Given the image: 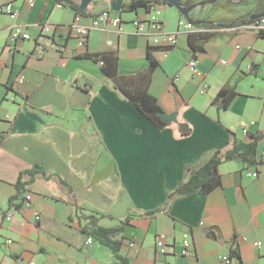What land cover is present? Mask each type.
Returning <instances> with one entry per match:
<instances>
[{
	"label": "crops",
	"instance_id": "crops-1",
	"mask_svg": "<svg viewBox=\"0 0 264 264\" xmlns=\"http://www.w3.org/2000/svg\"><path fill=\"white\" fill-rule=\"evenodd\" d=\"M72 1L79 6L81 0ZM115 1L92 0L85 14H76L55 0H11L16 17L0 15V113L11 118L0 119V264H225L221 257L234 240L242 264H264V38L236 27L263 14L264 0H182L185 13L152 4L122 12L120 29L93 30L85 50L78 49L70 26L88 25ZM129 1L122 0L121 9ZM155 9L175 46L154 47L136 33L132 21L152 18ZM181 16L192 30H178ZM17 24L31 39L9 48L8 33ZM45 24L55 28L53 35L40 33ZM149 47L158 66L146 82ZM85 52L114 60L103 66L80 58ZM193 58L208 83L205 93L187 67ZM103 69L116 71L131 92L146 88L175 122L155 128ZM224 86L235 93L226 107L214 100ZM253 135L260 136L253 160L221 163L220 184L206 195L169 200L186 169L228 150L233 140L252 142ZM36 166L43 173L20 179ZM256 169L255 177L247 176ZM25 194H31L30 208L6 222L4 213L21 209ZM129 216L114 238L117 250L90 234ZM161 233L163 255L155 249ZM184 233L192 241L187 256L180 254Z\"/></svg>",
	"mask_w": 264,
	"mask_h": 264
},
{
	"label": "trees",
	"instance_id": "trees-1",
	"mask_svg": "<svg viewBox=\"0 0 264 264\" xmlns=\"http://www.w3.org/2000/svg\"><path fill=\"white\" fill-rule=\"evenodd\" d=\"M11 1V0H9ZM59 2L60 0H55ZM66 5H70L75 11L76 14H85L78 12V5H76L72 0H65ZM60 3V2H59ZM163 3L159 2L158 0H130L127 4L123 5L122 9L117 12L121 14L122 12H134L139 8H143L148 10L152 4ZM191 3V2H190ZM58 4V3H57ZM165 4V3H164ZM264 14V13H263ZM252 15H260V14H252ZM248 21V18H247ZM242 21V22H247ZM258 37L264 38V30L258 31ZM154 48H148L146 57L148 60V70L146 74V82L150 79L151 74L157 68L158 63L152 56V51ZM80 58L91 59L95 61H100L103 66L107 62L108 59L114 60V57L109 53H88L85 52L79 55ZM105 74L111 77L114 80V88L119 90L124 98L131 103L135 108L157 129H163L169 125L163 121L159 116V112H163L159 107L157 100L149 94L146 88L139 90V91H129L128 89L121 86L117 81V73L116 71L108 72L106 69H103ZM234 91L230 89L228 86H224L219 90L215 97V101L218 99H222L223 107L228 105L229 100L234 96ZM187 132H181L182 136H185ZM253 141L250 143H244L242 141L233 140L231 143V147L226 151H218L212 155L207 161L199 165L197 168H189L185 171V181L180 183L174 191L169 194V200L180 197L186 196L190 194H200L206 195L210 193L214 188H216L220 184V175L218 173V166L230 160L231 158H239L243 162L248 160H253L255 155V146L257 141L260 139V136H252ZM37 172H42L41 167L36 166L30 170H27L20 175V179L25 177L26 175L32 177ZM156 211L149 212L147 215H151ZM90 219V223L92 225L95 224L96 218L92 215L88 217ZM131 217H126L125 219L119 221L117 225H114L109 228H103L96 226V228L90 233L94 236L97 241L102 244L103 246L117 250V242L114 239L118 235L123 232L124 226L130 223ZM229 257L231 259H235L237 264H242L240 260V254L238 247L235 245V240L233 241V245L229 250Z\"/></svg>",
	"mask_w": 264,
	"mask_h": 264
},
{
	"label": "built area",
	"instance_id": "built-area-1",
	"mask_svg": "<svg viewBox=\"0 0 264 264\" xmlns=\"http://www.w3.org/2000/svg\"><path fill=\"white\" fill-rule=\"evenodd\" d=\"M29 6H33L32 2H29ZM66 6L65 2L58 3L57 7L62 8ZM154 16L147 20H133L132 24L135 27L136 33L140 35H145L149 41V43L154 47H173L176 44V37L174 34L167 33L164 30V24L162 20L158 18L159 10H153ZM6 14L9 15L11 18L16 17V13L12 8L11 1L7 0L5 3L0 4V15ZM256 15L248 16L247 22H241L238 26L239 29H251L254 31L264 30V15L260 17H255ZM123 21L120 15L112 9L110 3H108L99 13L91 18V21L88 25H77L74 24L70 26V30L74 34L76 39V46L78 49L85 50L86 48V41L93 30H102L108 31L111 29H120ZM177 28L178 30H192L194 27L193 25L187 21L184 16H181L177 21ZM55 28L51 25L45 24L40 26V33L42 35H53ZM31 36L27 32L26 28L20 24L14 25L11 27L8 33L7 44L9 48H12L13 45L19 40H30ZM263 60L261 62L260 70L264 71V51L262 53ZM224 63V61H222ZM198 61L193 58L187 62V67L191 71L192 75L197 79L201 80V85L199 87L200 93H205L208 83L205 81V75L197 68ZM102 64V63H101ZM22 77H19L18 82H22ZM0 119H4L6 121H10V115L2 116L0 113ZM243 134H247L248 131L246 127L242 130ZM261 163H264V147L260 151ZM258 174L257 169L255 171H248L247 176L255 177ZM32 197L31 194H25L24 196V204L21 209L9 208L3 215V219L6 222H10L14 215L17 212L24 211L25 209L30 208V201ZM33 217L35 221L40 219V214L35 211L33 212ZM166 235L165 234H158L155 238V249L157 253L163 255L167 253L166 249ZM7 243H11L10 240ZM87 244L92 243L91 237H88L86 240ZM191 236L189 233H184L181 239V250L180 254L182 256H187L190 254L191 248ZM258 246V243H255ZM221 260L225 264H231L232 259L229 255H224L221 257ZM27 264H35L33 261L27 262Z\"/></svg>",
	"mask_w": 264,
	"mask_h": 264
},
{
	"label": "water",
	"instance_id": "water-1",
	"mask_svg": "<svg viewBox=\"0 0 264 264\" xmlns=\"http://www.w3.org/2000/svg\"><path fill=\"white\" fill-rule=\"evenodd\" d=\"M159 2H163L165 4H168L170 6L175 7L176 9H178L180 12L185 13L186 8L183 7V5L181 4L182 0H158ZM92 2V0H81L79 7H78V12L79 13H86L87 12V7L89 6V4ZM112 9L115 12H119L121 10V6H122V0H116L115 2H113L111 4ZM264 14H260V15H256L255 17H260L263 16ZM158 116L165 121L166 123H171V122H175L176 120V115L175 114H171V115H167L164 112H159ZM181 131L185 132L186 131V125H181Z\"/></svg>",
	"mask_w": 264,
	"mask_h": 264
},
{
	"label": "rangeland",
	"instance_id": "rangeland-1",
	"mask_svg": "<svg viewBox=\"0 0 264 264\" xmlns=\"http://www.w3.org/2000/svg\"><path fill=\"white\" fill-rule=\"evenodd\" d=\"M202 1V0H201ZM240 20H242V19H240ZM49 190H51L52 191V193L53 194H55V189H54V187H52V186H49Z\"/></svg>",
	"mask_w": 264,
	"mask_h": 264
}]
</instances>
